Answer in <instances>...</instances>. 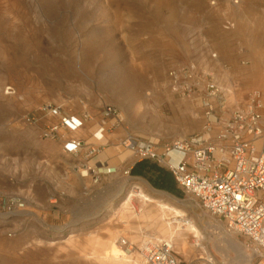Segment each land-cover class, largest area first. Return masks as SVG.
Returning a JSON list of instances; mask_svg holds the SVG:
<instances>
[{
  "label": "rangeland",
  "instance_id": "obj_1",
  "mask_svg": "<svg viewBox=\"0 0 264 264\" xmlns=\"http://www.w3.org/2000/svg\"><path fill=\"white\" fill-rule=\"evenodd\" d=\"M257 6L264 7V0H0V47L5 48V57L0 52V264H10L14 258L24 259L26 255L37 257L42 251L39 225L15 222L5 214L2 203L6 198L18 197L40 205L36 193L46 164L27 141L48 140L40 137L43 123L30 126L24 122L25 117L34 116L45 103L60 104L71 99L77 111V102L83 101L91 114L97 115L99 107L114 106L123 120L118 129L124 135L160 144L193 135L206 138L210 121L206 104L214 107L217 118L226 121L232 107L227 95L212 99L203 90L183 97L174 91L169 73L192 65L198 79L219 86L224 72L247 103L254 91L244 89L243 70L257 61L245 56L252 53L245 44L246 35H235V42L227 37L225 28L234 22L224 21L218 13L226 7L240 11L252 8L256 12ZM7 91L13 94H5ZM260 98L264 127L263 92ZM195 119H202L201 127L191 125ZM37 126L41 127L39 132ZM68 157L70 172L73 166L80 168L85 162L83 155ZM102 175L111 174L101 170L96 184ZM85 179L94 183L93 178ZM119 186L114 183V223L121 230L130 222L119 219L124 203L139 189L123 191ZM140 190L149 195L141 186ZM149 196L181 210L183 219L201 233L204 250L189 260L174 247L181 264H246L240 259L237 243L253 256L254 264H261L246 237L228 231L198 202L188 197L174 203ZM128 207L135 218L146 212L151 216L140 226L144 238L164 239L161 225L168 222L174 228L171 222L182 220L167 214L161 221L157 206L147 208L136 197ZM67 240L62 237L43 244L48 264H76L62 257L83 256L78 241L73 249L71 245L63 252ZM195 242L190 234V244ZM132 248L137 249L136 245ZM201 256L204 259H199Z\"/></svg>",
  "mask_w": 264,
  "mask_h": 264
},
{
  "label": "built area",
  "instance_id": "obj_2",
  "mask_svg": "<svg viewBox=\"0 0 264 264\" xmlns=\"http://www.w3.org/2000/svg\"><path fill=\"white\" fill-rule=\"evenodd\" d=\"M169 76L174 91L183 97H192L196 91L203 90L212 99L224 95L213 81L198 79L192 65L175 69ZM65 103L66 106L45 103L34 116L25 117L24 122L30 126L42 122V139L59 143L63 152L73 157L83 155L85 162L80 168L74 166L75 171L79 170L83 178H93L96 183L103 167H98L96 161L105 146L104 139L120 128L123 120L114 106L99 107V128L93 136L98 143H89L70 135L85 130L87 121L92 118L87 105L78 101V113L73 100ZM247 104L246 109L229 111L226 121L217 118L214 107L206 104L210 117L206 138L193 135L160 144L127 134L117 146L130 152L133 161H149L170 172L184 195L223 222L228 231L246 237L256 257L264 264V127L260 93H252ZM105 171L113 174L110 168ZM124 174L128 176L129 171ZM2 203L9 217L24 205L17 197L6 198ZM143 256V264H181L173 244L164 239L146 245Z\"/></svg>",
  "mask_w": 264,
  "mask_h": 264
},
{
  "label": "crops",
  "instance_id": "obj_3",
  "mask_svg": "<svg viewBox=\"0 0 264 264\" xmlns=\"http://www.w3.org/2000/svg\"><path fill=\"white\" fill-rule=\"evenodd\" d=\"M256 9L254 18L256 17L257 22H264V7L257 6ZM253 41L256 45H264V33L258 34ZM243 54L245 53L239 55ZM99 123V115L92 113L85 130L79 131L75 137L97 144L93 136L99 128ZM190 123L193 127L199 128L202 119H195ZM40 129V126L36 127L37 132ZM123 135V132L117 129L108 133L104 139L105 146L96 162L98 167L103 165L104 170L106 167L114 168L116 173L102 175L99 184L81 177L79 173L74 174L69 171L70 165L66 164V160L70 156L63 152L59 143L41 139L27 141L34 146L32 152L37 153V158L46 164L39 193H36L40 197V205L31 203L30 215L23 218L26 224L33 225L31 222L38 217L40 223L36 225L40 227L41 242L49 243L69 233L79 240L99 238L101 242H106L109 238L108 231L118 227L114 223L116 217H114V206L117 203L113 194L114 183L119 184L120 190L123 191L140 190L141 186L149 195L174 203L188 198L166 169L149 161H133L131 154L128 155V152L119 149L117 145ZM124 155L127 157L124 158ZM125 171H129L128 176L124 174ZM1 184L0 176V186ZM28 193L32 195L31 191ZM191 199L195 202L189 197V200Z\"/></svg>",
  "mask_w": 264,
  "mask_h": 264
},
{
  "label": "bare ground",
  "instance_id": "obj_4",
  "mask_svg": "<svg viewBox=\"0 0 264 264\" xmlns=\"http://www.w3.org/2000/svg\"><path fill=\"white\" fill-rule=\"evenodd\" d=\"M238 2H235V4ZM231 7H226L222 9L220 13H218L219 18L224 17L222 19L231 20L234 22V25H229L230 28H225L228 32L226 33L227 37L230 40H234L235 35H246L247 40L245 44L247 47H251L252 53L248 52L245 56L248 59H253L257 61L256 64L252 65L251 68L243 70L244 75L243 77V86L245 90L249 91H258L264 93V45H256L254 43V39L258 37V34L264 33V22H257L256 17L254 18V12L252 8H248L247 10L240 11V9H230ZM239 10V13H237ZM232 26V27H231ZM235 31V32H234ZM70 38V35H68ZM235 41V40H234ZM88 51L90 47L88 46ZM92 50V49H91ZM0 52L3 57H5V48L0 47ZM221 84L219 85L222 92L225 93L228 97L229 107L231 111L235 109H246L248 104L242 99V94L239 90H235L232 84L230 83L229 76L222 72L221 73ZM234 77V75H233ZM6 89V88H5ZM11 88L8 89V91ZM5 91V90H4ZM6 92L5 94H13L10 92ZM253 92V93H254ZM256 92V93H258ZM260 92V93H261ZM63 105L66 106L65 102H62ZM192 114V113H191ZM79 132V131H78ZM77 132V133H78ZM77 133H71L70 135L73 137L77 135ZM102 142V141H101ZM257 145L258 150H261V147ZM128 155L131 153L128 152ZM127 157L124 155V158ZM125 160V159H124ZM72 171H75L74 166L72 167ZM115 169L110 168V172L114 173ZM39 193V192H38ZM63 195V194H61ZM39 196V195H37ZM133 197L138 198L145 207L150 208L153 205L158 207V211L160 213L161 221L167 216V214H172L176 218H181L182 220L171 222L175 225L172 228V224L164 223L161 225V230L164 234V240L170 241L173 246L177 247L178 254L182 256L184 259L189 260L193 257L199 250H204L202 246V237L199 229L190 221L185 222L186 220L183 219L185 214L172 206L167 204H163L154 200L152 197L147 195L142 190H137L134 194H131L127 197L124 206L121 210L120 221L121 220H129L128 226L122 228L115 227L111 231H108L109 238L106 242H101L99 238H86L83 240H78L72 233H69L66 236H62L63 238H68L66 248L63 252L67 251L68 248L73 249V245L76 244L78 241L82 247H79V250L83 253V256H73V255H64L62 257L63 261L65 262H75L76 264H143L144 256H143V249L146 245L153 243L156 240H161L155 236L150 238L145 237L140 233V226L142 222L145 220H150L151 216L148 212L142 214L140 218H135V216L131 213V209H129V203ZM18 198V197H17ZM40 198V197H39ZM21 199V198H20ZM23 200V199H21ZM39 201V199H37ZM23 209L18 210L17 213L12 215V219L15 222H21L26 215H30L29 207L31 206L30 200H23ZM10 215V214H9ZM33 226H36V223H40L38 217L33 220ZM128 230H130V234L128 235ZM126 235L128 239L123 237ZM190 234L194 235L196 238V242L191 245L190 244ZM10 235V236H9ZM9 237H12L9 234ZM76 241V242H75ZM43 244L46 242H42ZM42 246V251L40 255L31 257L30 255H26L24 259L22 258H14L12 261H9L10 264H21V262H26V264H48V257L45 253L44 245ZM49 244V243H47ZM137 249H133L132 247L135 246ZM239 250L240 259L242 262L246 264H254L253 263V256L249 255L245 252V247L241 244H236ZM76 247V246H74ZM129 250V251H128ZM130 253V254H129ZM254 255H257L255 253ZM199 259H204V256H201ZM207 259L210 260V257L207 256ZM212 263V261H211Z\"/></svg>",
  "mask_w": 264,
  "mask_h": 264
}]
</instances>
